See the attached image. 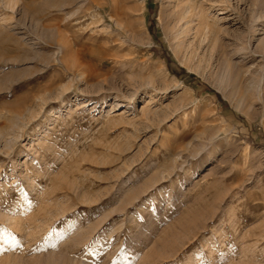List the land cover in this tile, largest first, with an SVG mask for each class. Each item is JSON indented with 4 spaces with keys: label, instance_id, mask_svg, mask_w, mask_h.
<instances>
[{
    "label": "rangeland",
    "instance_id": "rangeland-1",
    "mask_svg": "<svg viewBox=\"0 0 264 264\" xmlns=\"http://www.w3.org/2000/svg\"><path fill=\"white\" fill-rule=\"evenodd\" d=\"M190 1L0 0V264H264V0Z\"/></svg>",
    "mask_w": 264,
    "mask_h": 264
},
{
    "label": "bare ground",
    "instance_id": "bare-ground-1",
    "mask_svg": "<svg viewBox=\"0 0 264 264\" xmlns=\"http://www.w3.org/2000/svg\"><path fill=\"white\" fill-rule=\"evenodd\" d=\"M86 1L89 2V3L90 2H94V0H86ZM177 1H178V3H176L177 4L176 7H175L176 9L174 11V15H173L172 18H173L174 24H177L178 22L182 23L181 24V29L179 31L178 30L176 31V33H178V35L179 34H186V33H188V32L193 30L194 36L199 34V36L201 35L203 40L204 39H208L209 40L210 38L212 39L214 36H216V30L217 29H216V19L214 18L215 15H216L215 13L213 14L211 10L210 11H207L205 9L203 10V7H201L200 4L199 5L194 4L195 2L193 3V1L191 2L190 0H177ZM191 24H193L194 26L192 27ZM64 27H65V25L63 26V28ZM67 30L68 29H66V28L65 29H60L59 26L55 28V31H56V34H57L56 36H58V39L60 40L59 46H58L59 53H61L63 55L60 60H62L64 62L65 58L67 56H69V58L70 57L73 58V60L75 61V66L77 68L85 67L86 64L83 62L82 57L85 56V55H92L94 53V49L90 48V47H85L80 42V44H81L80 45L81 47L79 46L80 47V49H79L80 53L78 54L76 51L74 52L72 50V48H71V43L69 42V38H68V35H67V32L69 30L68 31ZM74 37H76V36H74ZM243 49L244 48L239 50L240 51L239 54L240 53L243 54ZM242 57H243V55H239V58H242Z\"/></svg>",
    "mask_w": 264,
    "mask_h": 264
}]
</instances>
